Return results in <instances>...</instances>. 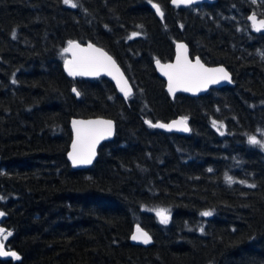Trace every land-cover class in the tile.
<instances>
[{"label": "trees", "instance_id": "1", "mask_svg": "<svg viewBox=\"0 0 264 264\" xmlns=\"http://www.w3.org/2000/svg\"><path fill=\"white\" fill-rule=\"evenodd\" d=\"M74 2L0 0V228L20 257L0 264H264V148L248 142L264 140V32L248 21L264 19V0ZM177 40L232 84L171 99L153 61L171 60ZM69 41L107 51L132 96L105 77L69 78ZM91 116L113 119L115 135L75 170L69 121ZM178 116L187 135L145 123ZM137 226L148 247L130 242Z\"/></svg>", "mask_w": 264, "mask_h": 264}, {"label": "snow or ice", "instance_id": "2", "mask_svg": "<svg viewBox=\"0 0 264 264\" xmlns=\"http://www.w3.org/2000/svg\"><path fill=\"white\" fill-rule=\"evenodd\" d=\"M64 4L76 8L77 3L74 0H63ZM151 2V0H149ZM195 0H172L174 5L180 6L191 5ZM156 11L163 17L158 4H153ZM253 22V28L259 31L264 28V20L257 21L256 15L253 14L249 17ZM138 33H133L130 39L137 36ZM15 38V33H13ZM176 62L172 64H161L159 60L156 61L157 67L161 70L163 75L168 79V92L175 94L176 91H191L198 92L207 87L208 84L219 83L221 80L230 81L229 73L225 71L223 67L220 68H206L199 58L193 62L188 58L187 46L179 43L177 44ZM64 52H72L73 59L64 61L65 70L70 76H98L101 72H107L112 75L117 81V85L124 97L127 99L132 95V88L128 84V81L124 78L123 73L120 71L116 62L100 48H96L94 45L89 44L86 48L81 47L80 44L69 41L68 47L63 50ZM15 83V81H13ZM73 92L79 96L80 92L76 88H73ZM149 127L152 128H167L171 130L173 127L182 131H189L187 126V117H183L178 121H173L172 124L153 123L151 121H145ZM213 125L216 126V122L213 121ZM73 131L75 138L72 142V151L68 153L69 159L72 161L73 166L82 164H91L96 155V146L101 140L107 139L113 135V122L110 120H89V121H72ZM222 127V125H221ZM223 134V133H221ZM248 142L254 145H260L264 148V140L258 139L256 136H249ZM211 171V169H209ZM226 182L231 184L233 179L226 175ZM240 183H246L240 181ZM249 187H256L255 184L248 185ZM212 211L201 212L202 216H211ZM4 213L0 212V216ZM156 215L160 218V222L167 224L170 216L167 210L159 209L156 211ZM203 231V229H201ZM11 235V232H5L3 228H0V257H12L19 260V255L11 250H5L3 241ZM133 240H139L147 244L151 241V237L147 232L143 231L139 226L136 228L135 234L131 237Z\"/></svg>", "mask_w": 264, "mask_h": 264}, {"label": "water", "instance_id": "3", "mask_svg": "<svg viewBox=\"0 0 264 264\" xmlns=\"http://www.w3.org/2000/svg\"><path fill=\"white\" fill-rule=\"evenodd\" d=\"M211 2H212V0H195V2L192 3L191 5H196V4H209V3H211ZM170 4H171V6H177V5H174V4L172 3V0H171ZM191 5H183V4H181L180 6H191ZM151 8H152V10L155 12V14H156L159 18H161V15L156 11V8H154L153 5L151 6ZM253 14H254V13H250V14L248 15V21L250 22L252 29H253L254 31H256V32H264V28H261L259 31H257L255 28H253V26H252V25H253V22L249 19V17L252 16ZM256 18H257V21H259V20H264V19L258 18L257 16H256ZM74 42L80 44L81 47H85V48H86L89 44H92V43L82 44V43H79V42H77V41H74ZM179 43H182V44H184V45L187 46V54H188V58H189L190 60H192L193 62H195V60H196L197 58H199L198 56H193V57H191V55H190V51H189V47H188L187 43H186L185 41H183V40H177V41L174 42V48H173V49H174V54H173L172 59L169 60V61H165V62L159 60L161 64H172V63H175V62H176V55H177V47H176V46H177V44H179ZM92 45H94L96 48H100V49H102V50H103L104 52H106L109 56H111V55H110L107 51H105L103 48H101V47H99V46H97V45H95V44H92ZM67 47H68V44H67V46H66L65 48H67ZM65 53L67 54V57L65 58V60H66V59H68V60L73 59V54H72V52H65ZM111 57H112V56H111ZM112 59L116 62V60H115L113 57H112ZM199 59H200V58H199ZM65 60H64V61H65ZM156 61H157V60H154V61H153V67H154V70H155L156 74H157V75L163 80V82H164V89H165V92L168 94V96H169L171 99H173L174 96H175L176 94H184V95H187V96H189V97H199V96H202V95L206 94V93H207L210 89H212V88H222V87H225V86H227V85H231V84H232V75H231V73L229 72V70H228L223 64H213V65H209V64L204 63V62L200 59L201 63H202L206 68H220V67H223V68L225 69V71L229 73L230 81H231V82H229L228 80H221L219 83L208 84L207 87H206L205 89L200 90V91H198V92L182 91V90H181V91H176L175 94L173 95V94H170V93L168 92V79H167V77H166L165 75H163V73L161 72V70L157 67ZM116 65L119 67L120 71H121V72L123 73V75H124V78L128 81V84H129L130 87L132 88V85H131V83L129 82V80H128L127 76L125 75L124 71L122 70V68L119 66V64H118L117 62H116ZM63 70H64L65 74H66L69 78H71V79H73V80H74V79H77V78H81V79H98V78H100V77H105V78L109 79V80L113 83V85H114V87H115L117 93L119 94L120 97L123 98V100L126 101V100L129 98V97H128V98L126 99V98L124 97L123 93L120 91V89H119V87H118V85H117V81H116V79H114L112 75L107 74V72H103V71H102L101 74L98 75V76H76V77H73V76H70V75L68 74V72L65 70L64 62H63ZM132 94H133V88H132ZM131 96H132V95H131ZM181 118H183V117H182V116H178V117L173 118V119H171V120H169V121H166V122H164V121H156V122H154V123L172 124L173 121H178V120H180ZM73 120H80V121H89V120H110V121L113 122V135L110 136V137H108L107 139L101 140L100 143L96 146V155H95V158L93 159V161H92L91 164H82V165L73 166L72 161L69 159L68 153H69L70 151H72V142H73V140H74V138H75V133H74V131H73V126H72V121H73ZM187 126H188V128L190 129V126H189L188 123H187ZM69 127H70V131H71V140H70V143H69V146H68V151H67V153H66V158H67L68 162L70 163L71 167H72L73 169H75V170H84V169H87V168L91 167V166L93 165L95 159L97 158V152H98V148H99V146H100L102 143H104V142H109V141H111V140L114 138V135H115V121H114L113 119H111V118L104 117V116L72 117V118L70 119V121H69ZM156 129H158V130H160V131H163V132L174 133V134H179V135H187V134L190 132V130L187 131V132H185V131L179 130V129L176 128V127H173L171 130H169V129H167V128H156ZM1 220H2V216H0V222H1ZM135 232H136V229L133 230V232L131 233V235H130V237H129L130 242H131L133 245H136V246L148 247L149 244H150V242L147 243V244H145V243H143L142 241H139V240H133V239L131 238V237L133 236V234H135ZM5 250H7V249H5ZM0 259H14V258H12V257H0Z\"/></svg>", "mask_w": 264, "mask_h": 264}]
</instances>
